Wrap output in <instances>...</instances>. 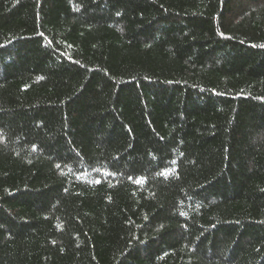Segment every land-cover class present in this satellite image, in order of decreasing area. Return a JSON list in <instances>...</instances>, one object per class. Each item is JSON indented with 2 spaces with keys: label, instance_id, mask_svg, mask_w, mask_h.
I'll use <instances>...</instances> for the list:
<instances>
[{
  "label": "trees",
  "instance_id": "obj_1",
  "mask_svg": "<svg viewBox=\"0 0 264 264\" xmlns=\"http://www.w3.org/2000/svg\"><path fill=\"white\" fill-rule=\"evenodd\" d=\"M0 264H264V0H0Z\"/></svg>",
  "mask_w": 264,
  "mask_h": 264
}]
</instances>
